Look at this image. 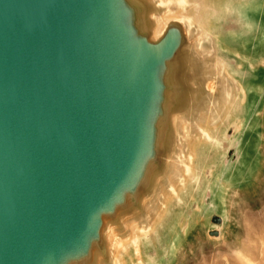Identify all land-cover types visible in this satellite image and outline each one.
I'll return each instance as SVG.
<instances>
[{
	"label": "water",
	"instance_id": "1",
	"mask_svg": "<svg viewBox=\"0 0 264 264\" xmlns=\"http://www.w3.org/2000/svg\"><path fill=\"white\" fill-rule=\"evenodd\" d=\"M199 9L0 0V264L157 248L244 94Z\"/></svg>",
	"mask_w": 264,
	"mask_h": 264
},
{
	"label": "rangeland",
	"instance_id": "2",
	"mask_svg": "<svg viewBox=\"0 0 264 264\" xmlns=\"http://www.w3.org/2000/svg\"><path fill=\"white\" fill-rule=\"evenodd\" d=\"M198 3L202 37L244 94L221 128L222 145L209 148L198 178L172 203L159 245L132 264H264V0Z\"/></svg>",
	"mask_w": 264,
	"mask_h": 264
}]
</instances>
